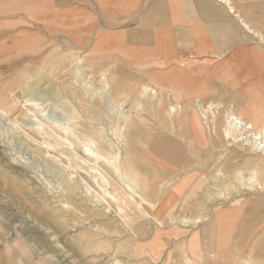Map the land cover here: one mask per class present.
I'll return each mask as SVG.
<instances>
[{"label":"rangeland","instance_id":"obj_1","mask_svg":"<svg viewBox=\"0 0 264 264\" xmlns=\"http://www.w3.org/2000/svg\"><path fill=\"white\" fill-rule=\"evenodd\" d=\"M42 15L38 12V16ZM72 15L73 13L68 11L65 20L64 17H59L60 13L50 9L44 17H54L55 21L63 24L65 22L80 25L75 23ZM39 18L43 17L28 16L25 10L21 16L15 17L17 20L14 22V38L10 43L25 41L32 36L37 37L38 45L50 43L51 51L57 46L54 50L58 52L59 60L52 62L54 64L47 62L37 65L40 70L42 67H56L66 62V57L71 51L79 50L78 52L86 59L85 66L87 73L90 74L85 79L83 76L86 74L80 78L92 79L87 80L89 94L72 83L65 85L67 90H63L51 100L43 96V91L29 95L27 97L29 101H40L38 103L44 104L43 112L25 105L26 98L17 103L12 114L0 111V264H168L171 251L175 249L177 252L181 248L184 251L186 249L191 260L198 264H215L214 260H211L210 252H215L218 258L219 249L206 248L203 259L201 254L199 259L196 253L204 254V251L193 252V249L197 250L207 241V238L202 237V232L213 221L216 222L213 232L216 242L219 241V232L229 234L230 240H225L227 242L225 244H230L226 246V252L232 251L231 244L234 245L235 241H241L248 246V250L252 249L250 250L252 254L256 253L246 264H264V223L261 224L264 221V190L258 186L251 192L242 190L240 181L232 177L230 180H220L224 175L230 177L236 169L242 167L241 163L248 162L255 156L236 144L230 146L227 144L221 127L225 123V110L230 105L236 107L237 101L242 100L246 104L245 101L252 98V93L253 97H257V92L264 91V83H181L178 82V78L181 77L176 69L172 70L170 63L160 64L154 63L153 59L152 61L148 58L140 59L132 55L129 49H124L121 42L112 38L102 43L96 51L95 45L105 34L93 39L85 38L80 33L76 34L75 28L55 29L50 23L38 24L35 20ZM6 19H14V0H0V20ZM257 40L264 46L263 35H259ZM104 68L110 70L112 82L121 83L112 97L115 102L111 104H106L100 94L95 96L102 86L99 82L100 71ZM83 80L81 83L85 85L86 82ZM64 81H72L70 73L64 75ZM141 83H151L158 89L160 85L167 87L168 90L174 88L179 94L175 91L173 94L165 91L163 98H158L155 105L150 99L144 101V105L139 109V115L134 116L138 126L132 129L129 135L133 147L129 158L132 165L130 171H133V166L134 170L141 169L142 173L139 174L141 189L148 198L157 203L151 205L139 199L136 201L128 199V205L122 200L112 201V205L114 210L119 205L123 207L124 212L133 219L135 230L137 227L143 229L140 235L135 237L122 224L119 227L124 233L120 235L113 224L108 225L107 219L95 218L93 212L95 208L88 199L82 202L86 207L79 212L66 209L62 204L66 199L63 196L57 200L58 198L51 193L45 192L58 191L60 181L64 177L71 178L75 175L79 181L81 177L73 174L74 171L70 169L69 164L49 149L44 136L35 130L39 123H45L50 130L53 123L59 128H68L67 113L74 107L86 115L93 114L98 122H103L102 118L107 112L110 114V120H116V117L120 116L116 109L121 111V108L131 109L130 114L135 115L134 98ZM46 88L48 83L43 82L42 89ZM93 91L94 101L98 103V107L96 111L90 112L86 103L92 97L90 94ZM75 95L81 97L82 107L75 102ZM259 96L258 98L264 99V96ZM46 100L49 103L45 102ZM197 100L204 104L216 102L224 106L218 114L215 132H209L206 124L201 123L205 120L196 107ZM116 101H120L122 107L117 105ZM169 103L181 105L173 120L166 113ZM193 114L201 120L203 129L200 131L195 130L193 122L191 123L189 119ZM160 135H167L178 141L185 148L190 163L187 161L188 163L175 164L161 158L153 148L154 141ZM243 168L246 175L250 170L249 164ZM114 180L115 178H111L112 183L117 181ZM260 183L263 184L264 179H261ZM179 184H182V187L178 192ZM116 187L119 188V185L116 184ZM153 187L154 189L157 187L155 195L151 193ZM251 198L258 203L259 222L252 223L249 231L245 233V238L242 240L238 238L240 216L235 215L231 218L233 221L228 222L229 227L225 230H218V221L215 220L218 214V210L215 209L217 206L223 210L230 206L233 200H240L241 204ZM68 201L76 206L80 199L73 198ZM138 202L140 206L137 205ZM139 212H143L144 217L138 218L136 214ZM173 213L180 218L190 217L191 221L198 219L200 221L190 222L185 227H180L182 231H179L178 225L169 219ZM239 213L246 211L240 210ZM156 214L166 217L159 232L155 230L154 220L148 218V215ZM175 244H178L176 248ZM231 262L233 261L223 264H238Z\"/></svg>","mask_w":264,"mask_h":264},{"label":"bare ground","instance_id":"obj_2","mask_svg":"<svg viewBox=\"0 0 264 264\" xmlns=\"http://www.w3.org/2000/svg\"><path fill=\"white\" fill-rule=\"evenodd\" d=\"M220 1L224 2V4L227 3L228 6L230 5L227 0ZM229 7L231 9L233 8L232 6ZM28 16L36 17L34 12ZM35 22L38 24L50 23L55 29L60 27L75 28L76 26L75 24H68L65 22L63 24L59 21H55L54 17L39 18L38 20H35ZM14 24V19L0 20L1 112L12 114L17 107V103L21 102V99L25 98V105H30L33 110L43 112V108L45 107H42V105L44 104L41 105L38 103L40 102L38 100L41 99L38 98V100H36L38 102H31V100L29 101L27 97L43 91V96L47 100H51L53 97L61 94L63 90H67L66 86L72 83H75L76 86L83 88V91L86 90L85 93L89 94L90 88H88V79L83 80L80 77L86 74L83 76L85 79V77H89L90 74L87 73V67L85 66L86 59L78 52L79 50L77 52L71 51V54L66 57V62L60 63L58 66L51 68L40 66L42 67L40 70L37 68V65L47 62L54 64L52 62L59 60L58 52L54 50L57 49V46H55L51 51L50 43H41V45H38V40H36L37 37L34 38L32 36L25 41L18 40L17 42L10 43L11 39L14 38ZM107 36L108 35L105 33L103 38H101L95 45L96 51H98V47L102 43L105 41L108 42V39H111ZM68 73L71 74L72 81H64V75ZM110 74V70L107 68L100 71L101 80L99 82L102 83V86L99 87V91H97L96 94L94 93L96 90L90 94V96H92L90 100L87 99L88 101L86 105H88V111L97 110L98 103L94 101V94L95 96L100 94L106 104L115 102L112 100V97L116 94L117 88L121 85V83L112 82V75ZM33 79L34 81L32 82ZM91 79L88 81H91ZM82 80L83 82H86L85 85L81 83ZM125 80L127 81V79ZM43 82L48 83V88L42 89ZM159 87L160 88L158 89L151 83H141L137 95L134 98L135 106H133V109L136 110L135 115L130 114L131 112L129 111H131V109L125 110L124 108H121V111L116 109V112H120V116L116 117V120H110V114L107 112L102 118L103 122H98V120L92 116L93 114L86 115L83 112H79V110L74 107L67 113V119L69 121L68 128H59L58 125L53 123V127L50 130V127L45 123H39L35 132L44 136L47 147L56 152L64 159V162L69 164L70 169L74 171L73 174L81 177V181L77 180L75 175L71 178L64 177V179L60 181L61 183L58 191L53 192V190H46L45 192L51 193V195L55 198H61L63 196L66 198L65 202L62 203L64 207L66 209H74L79 212H82L83 208L86 207L82 202L85 199H88L91 202V205L95 208L93 210L95 218H100L101 220L107 219L109 224H106H113L115 230H117V233H120V235L124 233V231L120 230L119 227L120 224H122L130 231L131 234L138 237L140 235L139 233H141L143 229L137 227V230H135L133 219L129 217L127 212H124L123 207L120 205L116 210H114L112 201L118 202L119 200H122L127 205L128 199L131 201L139 199L141 201L149 202L151 205H156L157 203V201L148 198V196L145 195L141 189L142 185L139 184V174L142 173L141 169L134 170L133 166V171H130V167L132 165L129 163V158L130 154L133 152V147L129 135L131 130L138 126L134 116L139 115V109L144 105V101L150 99L151 103L155 105V101L158 98H163L165 91L172 92L169 94H173V91L179 94L176 90H174V88H170V90H168L167 87L163 85H160ZM202 90H204V88ZM70 92H73V90H70ZM257 93V97H253L254 93H252V98L250 97L247 100L248 102L245 101L246 104H244L241 100L237 101L236 107L235 105H230V107L225 110V123L221 126L224 138L229 146L236 144L245 151L252 152L255 156L251 158L250 161L241 163L242 167L240 168H238L239 166L230 165V167L233 166L238 169H236L230 177L224 175L220 177V180H230L231 177L237 179L241 183V189L248 190V192L255 190L256 186H258L261 190H264V183H260V180L264 179V99L258 98L259 95L264 96V91H259ZM75 97L77 105L82 107L81 97L78 95H75ZM47 100L45 102H48ZM116 104L122 107L120 101H116ZM196 107L205 121L202 122L196 114H193L192 118L189 119L191 123L193 122L192 125H194L195 130H202L203 127L201 123H205L209 132H215L217 128L218 114L224 106L216 102L204 104L200 100H197ZM179 109H181L180 104L169 103L166 113L173 120V116ZM118 115L119 113L117 116ZM66 126H68V124ZM153 148L161 158L175 164H181L190 159L187 158L185 148L178 141L167 135H160L154 141ZM190 161L191 160L188 162L190 163ZM248 164L250 170L245 175L243 166L247 167ZM111 178H115V180H117H114V183L118 184L119 188L116 187V184L111 182ZM216 186L218 187V184ZM177 187L179 192L182 184L177 185ZM155 189H157V187ZM155 189L154 187L151 189V193L153 195L156 194ZM218 192L221 191L218 190ZM73 198L80 199L78 205L75 206L69 203L68 199ZM239 201L240 200H233L230 206L224 208L223 210L220 209V206H217L215 209L218 210V214L216 215L217 218L215 220L219 221L221 216L223 217L231 210H243L247 208L259 210L258 203L254 198H251L241 204H239ZM137 205L140 206V203L138 202ZM142 213L139 212L136 216L138 218H141L142 216L144 217L145 214L143 213V215ZM148 218L154 220L156 232H159L160 228L163 227V221L166 220V217L160 216V214H156L155 216L148 215ZM169 219L173 224L178 225L177 229H179V231H182V228L180 227H185L190 222L197 223L200 221L199 219L191 221L190 217L181 216L180 218L174 216V213L169 216ZM212 223L216 224L215 221ZM219 223L220 222H218V224ZM262 223H264V221H262L261 224Z\"/></svg>","mask_w":264,"mask_h":264},{"label":"crops","instance_id":"obj_3","mask_svg":"<svg viewBox=\"0 0 264 264\" xmlns=\"http://www.w3.org/2000/svg\"><path fill=\"white\" fill-rule=\"evenodd\" d=\"M227 1L234 12L219 0H14V22L24 10L46 18L52 9L65 20L69 11L80 24L75 26L76 34L93 39L106 33L140 59L170 63L181 77L178 82L264 83V46L257 40L264 36V0ZM248 209L241 210L246 213L228 211L220 217L218 230H225L231 218L240 216L238 238H245L252 223L258 222V210ZM215 228L210 223L202 232L207 241L201 249H193L204 251L196 253L199 259L200 254L205 257L206 248L219 249L218 258L210 252L215 264L231 260L246 264L256 254L241 241L226 252L229 234L219 232L216 242ZM169 259L168 264H198L183 248L172 250Z\"/></svg>","mask_w":264,"mask_h":264},{"label":"built area","instance_id":"obj_4","mask_svg":"<svg viewBox=\"0 0 264 264\" xmlns=\"http://www.w3.org/2000/svg\"><path fill=\"white\" fill-rule=\"evenodd\" d=\"M219 1H220V0H219ZM230 10H231L232 12H234V10H233V9H231V8H230Z\"/></svg>","mask_w":264,"mask_h":264}]
</instances>
